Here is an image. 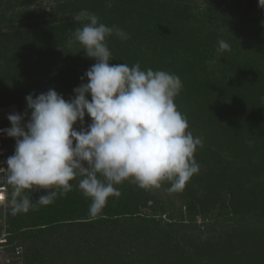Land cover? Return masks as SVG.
<instances>
[{"label": "trees", "instance_id": "16d2710c", "mask_svg": "<svg viewBox=\"0 0 264 264\" xmlns=\"http://www.w3.org/2000/svg\"><path fill=\"white\" fill-rule=\"evenodd\" d=\"M82 10L129 35L107 37L110 64L180 78L174 103L202 141L199 171L179 191L169 181L145 189L125 180L95 217L79 177L48 205L38 202L46 189L25 190L27 212L13 211L14 189L0 178L7 264H264V8L258 0H0V110L23 113L26 95L48 89L74 95L95 63L68 45L87 22L74 20ZM14 145L0 132V167Z\"/></svg>", "mask_w": 264, "mask_h": 264}, {"label": "clouds", "instance_id": "9594fccd", "mask_svg": "<svg viewBox=\"0 0 264 264\" xmlns=\"http://www.w3.org/2000/svg\"><path fill=\"white\" fill-rule=\"evenodd\" d=\"M106 4L111 7L112 0ZM258 6L264 8V0ZM74 20L87 22L75 28L68 45L78 44L95 60L74 95L65 100L54 89L29 93L26 111L8 114L10 127L0 129L15 140L7 167H0V178L14 189L13 211L27 212L32 206L25 190L46 189L38 202L48 205L71 191L70 181L77 177L78 189L91 200L93 217L109 196L120 195L115 185L125 180L145 189L169 181L170 190H182L199 171L194 153L202 141L186 131L187 119L174 103L180 78L165 70H141L139 63L110 64L114 57L107 37L115 33L127 40L129 35L87 10ZM219 48L231 50L223 40ZM86 115L90 123L85 128ZM53 188L60 191H49Z\"/></svg>", "mask_w": 264, "mask_h": 264}, {"label": "built area", "instance_id": "2783aa9c", "mask_svg": "<svg viewBox=\"0 0 264 264\" xmlns=\"http://www.w3.org/2000/svg\"><path fill=\"white\" fill-rule=\"evenodd\" d=\"M1 152V151H0ZM2 190H4V187H0V194H3V196L0 198V200H4V193L2 192ZM5 234L0 236V249H1V244L5 243ZM20 253V248H17L16 250V254ZM0 258L1 260H4V264L9 263V261L11 260L10 257H6L3 256L2 253H0Z\"/></svg>", "mask_w": 264, "mask_h": 264}, {"label": "rangeland", "instance_id": "374dc122", "mask_svg": "<svg viewBox=\"0 0 264 264\" xmlns=\"http://www.w3.org/2000/svg\"><path fill=\"white\" fill-rule=\"evenodd\" d=\"M14 109L11 108H7V109H2L0 110V118H3L5 116H7L10 113H14ZM2 162V159H0V163ZM3 196V194H0V198ZM4 200H0V204L3 202ZM0 262H2L1 258H0ZM0 264H4V263H0Z\"/></svg>", "mask_w": 264, "mask_h": 264}]
</instances>
